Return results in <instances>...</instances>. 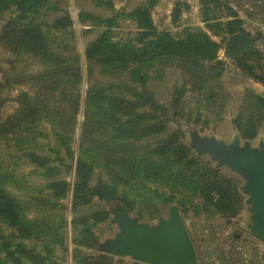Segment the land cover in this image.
I'll return each instance as SVG.
<instances>
[{
    "label": "rangeland",
    "instance_id": "rangeland-1",
    "mask_svg": "<svg viewBox=\"0 0 264 264\" xmlns=\"http://www.w3.org/2000/svg\"><path fill=\"white\" fill-rule=\"evenodd\" d=\"M148 1L47 0L45 7L50 4L52 9L44 8L35 15L26 13L27 18L23 19L11 0H1L0 121L17 111L16 98L20 93L34 94L39 90L32 77L51 65L54 58H58L56 61L59 63L66 62L62 57L71 59L68 61L70 63L78 59L83 75L80 84V109L69 144L62 145L56 141L54 133L60 129H55L46 120L31 131L29 140H23L21 134L0 138V174L8 177L4 182L6 190L20 202L26 218L34 220L35 224L49 223L53 228L49 233L52 262L46 264H76L83 255L100 254L101 244L114 239L120 232L118 224L113 221V210L118 205L124 206L128 215L136 218L138 223L148 225H155L159 219L168 218L170 207L176 206L195 245L199 264H243L239 261L240 257H235L238 252L243 253L239 249L243 240H257L247 226L251 221L245 204L246 195L240 189L243 179L229 168L218 166L208 155L198 154L192 142L195 138L214 136L230 144L237 135L241 144L248 142L252 147H257L264 140V101L255 98L259 95L264 99V83L251 76L254 74L264 81V0H156L153 3L150 7V19L157 33H168L174 39H181L190 33L201 32L216 43L214 60H204V64L220 62L221 67L216 72L211 71L212 74L206 70L200 80L190 72L194 65H182L177 58L167 62L158 61L159 63L147 68V79L143 86L118 73L109 75L102 69L96 73L102 84L110 79L116 82L124 79L138 91L133 90L131 96L141 94L144 89L155 101L163 104L159 110L149 106L136 110L153 113L157 118L165 116L166 122L155 133L150 129L140 133V128L144 125L150 128L152 121L129 124L132 131L138 130V135L141 134L139 139L129 138L130 143L135 141V152H151L157 145L174 140L164 155L153 152L152 159L174 160L176 147L182 146L186 151V158L193 159L188 169L195 171L190 185L195 179L200 183L207 178L235 192L238 214L225 217L206 212L203 198L192 192L187 197L183 195L186 200L182 207L178 201L179 195L167 201L171 191L149 182L130 183L129 191L133 192L131 206L118 201L106 203L94 198L89 204L72 207L75 165L79 155L84 99L88 88L85 49L104 31L109 33L111 41L131 42L136 37L138 27L129 14ZM204 1L209 4V16L215 17L209 23L212 27L203 19ZM65 16L72 20L71 26L56 28V20ZM230 21L234 22L233 32L228 30ZM218 22L220 25H216ZM24 25H27V33L20 34ZM5 27V36L1 39ZM241 32L248 33L252 39L254 51L251 55L248 52L245 53L248 55L234 56L229 48L231 38ZM37 40L40 43L35 45ZM134 44L140 46L137 42ZM208 95H212L213 99H206L205 96ZM58 109L65 111L64 108ZM117 118L128 119V116L119 113ZM60 122L65 128L59 132L65 136L67 120L60 119ZM241 129L248 132L250 130L253 135L245 138ZM68 147L73 159L67 152ZM27 152H32L36 158H28ZM106 174L108 170L102 174L96 171L91 184L98 182V176L107 180ZM108 180L112 182L110 178ZM59 181L65 182L64 196L44 202V196L50 192L48 184ZM160 193L163 195L160 196ZM102 213H106L103 219L94 217L95 214L97 217ZM86 228L90 234L85 232ZM13 233V228L0 220L1 242L8 238L12 244L20 242L41 254L46 253L42 241L14 238ZM84 241L96 244L88 247L84 245ZM103 255L106 257L105 264H134L129 256L111 252ZM0 256L4 261L8 260L6 252H1ZM7 264L34 263L20 257L18 263L7 261Z\"/></svg>",
    "mask_w": 264,
    "mask_h": 264
},
{
    "label": "trees",
    "instance_id": "trees-1",
    "mask_svg": "<svg viewBox=\"0 0 264 264\" xmlns=\"http://www.w3.org/2000/svg\"><path fill=\"white\" fill-rule=\"evenodd\" d=\"M155 1L149 0L129 14V17L138 27L136 37L131 42L128 40L123 43L111 41L109 33L104 31L85 49L88 88L84 99L79 155L75 165L72 207L77 208L89 204L94 198L106 203L118 201L126 206H131L133 203L131 194L133 192L129 191L130 183L146 184L149 182L171 191L170 196L166 198L167 201H170V198L175 199V195H179L178 201L182 207L183 201L186 200L185 196L187 197L188 193L191 194L190 192H192L194 195L203 198V206L206 212L218 213L225 217L236 215L239 212V207L235 205V192L233 193L216 181L207 178H204L200 183L195 179L190 185L195 171H188V169L193 159L186 158V151L182 146L176 147L174 160L155 161L152 159L153 152L164 155L168 151L169 144L174 140L163 145H157L151 152H135L137 147L135 141L130 143L129 138L132 140L139 139L141 134L138 135V130L132 131L129 124L152 121V126L150 128L145 125L142 126L140 133H145L149 131L148 129L155 133L162 129L163 123L166 122L165 116L157 118L153 113L147 114L136 110L143 106L159 110L163 104L155 101L144 89L141 94L131 96V92L137 90L133 86L130 87L127 80L121 79L116 82L110 79L102 84V81L96 76L97 71L102 69L106 74L118 73L133 81H138L143 86L147 79V68L159 63L158 61L167 62L177 58L182 62V65H194L190 72L197 80L205 75L206 70L212 74L211 71L216 72L221 67L220 62L204 64V60H214L217 47L216 43L210 40L206 34L196 32L181 39H174L168 33H157L150 19V7ZM11 3L20 12V18L23 19L27 18L26 13L35 15L44 8H51L50 4L45 7L47 0H11ZM202 4L203 19L209 27H212L209 23L215 17L209 16V4L205 1ZM71 24L72 20L65 16L56 20L55 27L68 28ZM228 24H230L228 30L233 32L235 30L234 22L230 21ZM216 25H220V23L218 22ZM26 27L27 25H24V30L19 33H27ZM6 29L7 27L2 31L1 39L4 38ZM151 36L155 38L151 39ZM135 42L140 46H136ZM38 43H40L39 40L34 44L38 45ZM248 54L251 55L253 52ZM56 60L58 58H54L51 65L32 77L37 82L38 91L34 94L22 92L17 96V111L0 121V138H5L11 134H21L23 140L25 138L29 140L31 131L37 129V126L44 120L49 121L55 129L61 131L65 128L64 124L60 122L61 119L62 121L67 120L66 134L64 136L56 130L54 136L60 144H69L80 109V84L83 75L80 66H78V59L71 63L68 62L71 59L65 57H62V60H66L64 63L62 61L59 63ZM251 76L253 79L264 83L261 78L254 74ZM126 93L130 95L126 96ZM205 97L206 99L211 97L213 99L212 95ZM255 98L264 101L259 95H256ZM58 108H64L65 111ZM119 113L127 115L128 119L120 120L117 118ZM241 131L245 138L253 135L250 130L248 132L241 129ZM127 138L129 140L125 141ZM67 152L73 159L69 147ZM26 156L30 159L36 158L32 152H27ZM106 170H108L106 175L112 182H109L108 178L103 180L101 176H98V182L92 185L91 180L94 173L98 171L102 174ZM7 179L6 174H0V220L8 227L13 228L15 233L12 234V237L42 241L46 253L41 254L32 248H27L20 242L12 244L8 238H5L4 242L0 241V255L1 252H6L8 260L4 261V258L0 256V264H7V261L18 263L20 257H24L34 264L52 262L49 236L51 229H53L52 226L45 222L35 224L34 220L26 218L20 202L16 197L11 196L4 186ZM48 187L50 192L44 196V202H49L51 198H61L66 191L64 181L52 182L48 184ZM161 195L163 193H160ZM105 214L102 213L101 216L98 215L97 217L95 214L94 217L101 220ZM85 232L90 234L87 228ZM84 243L88 247L96 244V242L91 244L89 241H84ZM105 262V255H83L76 264H105Z\"/></svg>",
    "mask_w": 264,
    "mask_h": 264
},
{
    "label": "water",
    "instance_id": "water-1",
    "mask_svg": "<svg viewBox=\"0 0 264 264\" xmlns=\"http://www.w3.org/2000/svg\"><path fill=\"white\" fill-rule=\"evenodd\" d=\"M229 48L234 56L254 51L252 39L245 32L233 36ZM192 144L198 154L208 155L218 166L229 168L243 179L240 189L246 195L251 221L247 226L264 242V140L252 147L248 142L241 144L237 135L230 144L206 136L195 138ZM113 212L120 232L101 244L100 255L111 252L129 256L134 264H199L195 245L176 206L170 207L168 218L159 219L155 225L138 223L121 205Z\"/></svg>",
    "mask_w": 264,
    "mask_h": 264
},
{
    "label": "crops",
    "instance_id": "crops-1",
    "mask_svg": "<svg viewBox=\"0 0 264 264\" xmlns=\"http://www.w3.org/2000/svg\"><path fill=\"white\" fill-rule=\"evenodd\" d=\"M239 249H242L243 253L238 252L235 257H240L239 261L243 264H264V242L258 239H245Z\"/></svg>",
    "mask_w": 264,
    "mask_h": 264
}]
</instances>
